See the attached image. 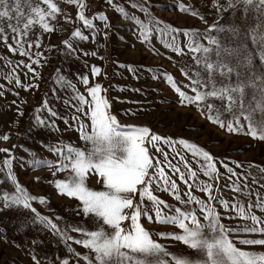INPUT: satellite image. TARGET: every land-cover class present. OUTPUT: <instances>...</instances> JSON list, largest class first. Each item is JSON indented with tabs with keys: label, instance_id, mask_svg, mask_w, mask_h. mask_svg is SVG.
Wrapping results in <instances>:
<instances>
[{
	"label": "snow or ice",
	"instance_id": "6c2138e0",
	"mask_svg": "<svg viewBox=\"0 0 264 264\" xmlns=\"http://www.w3.org/2000/svg\"><path fill=\"white\" fill-rule=\"evenodd\" d=\"M67 2L78 9L75 20L89 31L85 34L77 27L65 38L60 35L65 31L63 25H60L58 39L64 46L62 51L65 55L83 52V55L87 56L89 52L81 49L80 43L90 39L94 41L101 33L107 39L108 33L103 29L110 27L109 18L103 12L89 18L85 14L88 5L84 0ZM107 3L119 14L128 16L120 4H113V0H107ZM242 3L246 6V13L250 10L257 13L255 16L246 15L243 18L245 30L230 27L225 32L224 27L218 23L221 18L218 16L208 29L196 33L199 39L190 36V27L182 30L178 26L173 27L156 20L143 4L133 3L132 7H139L149 21L156 20L157 25H164L158 28V34L165 40V47L183 59L180 71L183 76L189 78L192 95L181 90L171 74L164 73V79L178 94V103L195 104L200 109V115L207 116L208 120L219 124L229 133H244L253 139L264 141V0H242ZM238 6V0H229L226 7L235 10ZM214 7L218 12L225 9V6L220 4ZM179 10L192 12L193 16L200 15L186 3H181ZM60 16L68 21L73 19L63 12L55 0H0V41L9 52L29 58L31 62L20 61L27 70L24 75L27 77L31 73L32 79L37 81L36 84L21 83L19 75L12 76L9 72L5 74L4 79L10 84L14 82L24 90L39 87L41 73L34 65H41L42 35L33 33L35 38L31 40L27 37L33 25H38L42 33L57 31V25L51 21L58 23ZM200 18L204 19L203 16ZM130 19L140 26L137 38L141 42L147 41L155 52L156 47L145 30L143 21L136 16H131ZM5 20L6 26L3 23ZM94 21L104 23L100 25ZM250 21L255 22V28L248 27ZM213 29L216 35L212 34ZM249 31L260 33L259 39L253 35L252 42L256 45L254 49L250 48L247 42ZM221 33H224L223 37ZM33 47L37 49L34 53L36 59H32L33 53L30 50ZM53 49L59 50L58 45L49 44L47 51L52 52ZM96 54L94 50L91 52L92 56ZM0 59L3 57L0 56ZM7 63L11 64V60H7ZM115 63L137 75V70L131 63ZM90 72L97 76L101 73V68L92 65ZM60 79L63 80L64 77L61 76ZM79 80L85 86L90 99L82 94L75 84L67 81L76 101L72 105L75 111L71 117L58 112L49 105V101L44 100L42 108L48 116L40 115L41 108H37V114L29 117V120L33 121L29 124V129L40 127L60 131L57 120H61L66 128L74 127L79 133V139L84 142L81 147L63 145L62 142L47 144L58 159L47 162L45 166L58 171L70 169L74 173L71 180H55V188L59 194L74 198L77 201L76 215L88 218L94 222L95 227L88 229L67 224L61 228L51 218L42 215L33 202L46 203L45 197L30 195L20 184L13 171L12 150L8 148H0V152L8 154L3 161L4 168H0V172L4 173L0 185H5V188L0 189V212L12 211L15 214L14 219L30 215L33 226L39 223L66 244L67 241L74 240L75 244L88 249V254H82L67 245L69 253L79 258L76 264H264V251L242 247L264 246V238H249L250 234L264 236V216L253 211L259 209L264 213V196L251 189L247 183L248 176L252 177V184L264 180V167L255 165L262 174L258 179L251 172L241 174L225 164L229 176L224 187L248 196L249 200L245 206L236 199L230 201L218 198L214 193L222 191L217 183L220 172L210 151L188 139H173L171 136L157 134L147 126L137 127L133 123H121L117 116L112 114L109 99L101 95L102 91L106 92L107 89L102 88L99 82L90 85L88 75H80ZM2 88L3 85H0V89ZM4 95L5 92L0 90V97ZM13 95L18 96L19 93L15 92ZM16 103V100L12 101V104ZM64 103L68 104L69 101L65 100ZM16 112L18 117L25 115L19 105ZM125 114L134 115L130 110H125ZM221 116L225 118L221 119ZM18 133L23 134L19 128ZM9 139V135L0 134V140ZM161 145L167 146V150ZM177 145L191 153L192 158L197 160V168H193L188 157L176 150ZM16 147L23 145H13V148ZM33 163L39 166L45 162L36 160ZM233 163L240 167L238 161ZM251 167L253 165L250 164L249 168ZM166 168L169 171H166ZM201 171L207 179L200 178ZM55 174L53 171V176ZM240 175L245 176V182L239 181ZM173 176H177L186 186L187 191L184 194L187 199L182 198L181 189ZM233 177H237V180H233ZM89 179H95L102 185L101 190L89 187ZM9 184L11 193L8 190ZM194 187L204 194V198L192 194ZM260 187L264 188V183H260ZM155 191L170 194L183 207L167 203L154 194ZM253 195L256 197L255 203L251 199ZM219 205L225 210L231 208L241 221L251 223L228 226L222 222V213L217 211ZM164 209L168 211L165 212ZM56 219L61 217L57 216ZM153 222L165 227L153 233L145 226ZM169 225L175 227L168 229ZM69 231L80 233L81 238L74 239L69 235ZM0 239L7 240L6 234H0ZM167 239L182 242L189 249L195 250L196 255L185 257L183 254L169 251L168 246L160 242ZM31 244L35 245L36 240L32 239ZM31 259L35 264H41L36 255H31ZM60 264H69V259H61Z\"/></svg>",
	"mask_w": 264,
	"mask_h": 264
},
{
	"label": "rangeland",
	"instance_id": "374dc122",
	"mask_svg": "<svg viewBox=\"0 0 264 264\" xmlns=\"http://www.w3.org/2000/svg\"><path fill=\"white\" fill-rule=\"evenodd\" d=\"M55 2L58 3V6L62 8L66 15L73 19L68 21L63 16H60L58 17V23L57 21H51V23L57 25V31L50 34L42 33L38 25L31 27L27 39H34L33 33L42 35V46L40 48L42 53L40 57L41 65H34L41 73L38 80V88L33 87L24 90L17 87L14 82L10 84L8 80L4 79L5 74L10 72L12 76L19 75L21 83H37L36 80L32 79L31 73L25 77L24 73L27 70L20 63L21 60L26 63L31 62L29 58L27 56L22 57L18 53L9 52L3 42L0 41V56L3 57V59H0V85H3L0 90L5 92V95L0 97V134H7L10 137L8 141L0 140V148L12 150L14 175L18 177L20 184L27 192L37 197H45L46 203L33 202L38 211L42 215L51 218L61 228L67 224L88 229L95 227L94 222L88 218L76 215L77 201L74 198L59 194L55 188V180H71L74 173L70 169L58 171L45 166L47 162L58 159L56 154L51 152L46 146L47 144H60L62 142L63 145L71 144L81 147L84 142L79 139V133L74 127L66 128L61 120H57L60 131H50L40 127L34 130L29 129V124L33 123L32 120H29V117L37 114V108H41L40 115L48 116V113L42 108L44 100L49 101V105L58 112L69 116V118L71 117L75 111L72 105L76 101L72 97L67 81L75 84L76 88L90 99V96L86 93L85 86L79 80L80 75H88L90 85L99 82L102 84V88L107 89L106 92L102 91L101 95L109 99L111 103L110 110L121 123L129 122L137 127L147 126L157 134L171 136L173 139H188L199 147L210 151L220 172V179L217 183L222 189L221 192L214 194L218 198L230 201L233 199L239 200L246 206L249 200L248 196L242 195L240 192H234L229 187H224L229 176L224 165L227 164L233 167L241 174L251 172L259 179L262 174L255 165L264 167V141L253 139L244 133H229L226 129L221 128L219 124L208 120L207 116L200 115V109L195 104L178 103V94L164 79V73L171 74L177 85L181 87V90L192 95L190 80L188 77L183 76L180 71L183 59L165 47V40L158 34V28L164 25H157L156 20L163 21L164 24H170L173 27L178 26L182 30L190 27V36L199 39L196 33L208 29L217 20L218 16L221 17L218 23L224 27L225 32L230 27H240L243 31L245 30L243 18L246 15L255 16L257 13L252 10L246 13V6L243 5L242 0H238L239 6L235 10L226 7L229 0H113V4H120L125 8L128 13V16L125 17L119 14L112 5H109L107 0H84L85 4L88 5L85 14L89 18L94 17L99 12H103L108 16L110 27L103 29L104 32L108 33L107 39L101 33L94 41L90 39L88 42H81L80 48L89 52L87 56H84L83 52H78L75 55H65L62 51L64 46L58 39L59 26L63 25L65 31L60 35L65 38L70 35L71 31H75L77 27H80L85 34L89 30L84 29L82 24L75 20L78 9L74 5L69 4L67 0H55ZM133 3L143 4L148 7L149 12L152 13L156 20L149 21L146 14L139 7H132ZM181 3L191 6L200 15L193 16L192 12H181L179 10ZM216 4L224 5L225 9L222 12H218L217 8L214 7ZM131 16H136L143 21L145 30L156 47L155 52L152 51V46L147 41L141 42L137 38L140 26L130 19ZM201 16L204 17L203 20L200 18ZM3 23L6 26L7 21L5 20ZM94 23L103 25L104 22L94 21ZM248 27L255 28V22L250 21ZM212 34L216 35L214 29ZM11 35L9 32V37ZM220 35L223 37L224 33ZM253 35L259 39L260 33L249 31L247 42L252 49L256 48V45L252 42ZM9 42H12L11 39H9ZM200 42L203 43V41ZM224 42L227 43L226 40ZM49 44L58 45L59 50L53 49L52 52H48L47 47ZM25 47L27 48V44H25ZM36 50L35 47L30 50L33 53L32 59H36L34 55ZM93 50L97 53L96 56L91 55ZM258 54L257 51V59ZM169 57L172 58L169 59ZM7 60H11V64H8ZM115 61L124 64L131 63L137 70L138 78L137 75L128 72L125 68L119 67ZM92 65L101 68L99 75L93 76L91 74L90 68ZM56 69H59V71H56ZM61 76L64 77L63 80L60 79ZM193 76H195L194 65ZM186 85L189 86L185 87ZM133 89H140V91H134ZM15 92H18L19 95H13ZM211 99L214 100L215 98ZM13 100H16L17 103L12 104ZM65 100H68L69 103L65 104ZM17 105L24 111V117H18L16 112ZM125 110H130L134 115L125 114ZM220 118L224 119L225 117L221 116ZM18 128L22 130L23 134L18 133ZM13 145H23V147L13 148ZM161 146L167 150V146ZM25 149H28V151H25ZM149 149L151 152L150 146ZM176 150L181 151L188 157L189 163L193 168H197V160L192 158L191 153L182 149L179 145L176 146ZM7 155L4 152H0V168H4L3 161ZM36 160H42L45 163L36 166L33 163ZM233 161H238L240 167H237ZM250 164L253 167L249 168ZM165 170L169 171L167 168ZM53 171L56 172L55 176H53ZM169 174L171 175L170 172ZM199 176L201 179H207L203 176L202 171L199 172ZM3 177L4 173L0 172V179ZM173 179H176L181 189L182 198L187 199L184 194L187 191L186 186L179 181L177 176H173ZM232 179L237 180V177ZM239 181L241 183L245 182V176L240 175ZM247 183L251 189L259 191L261 196H264V188L260 187V183H264V180H261L260 183L252 184V177L248 176ZM88 186L94 190H101L102 188V185L97 183L95 179H89ZM2 188H5V185H0V189ZM8 190L11 193L10 184L8 185ZM154 194L159 195L167 203L183 207L168 193L155 191ZM192 194L204 198V194L200 193L195 187L192 189ZM251 199L255 203V195ZM193 207L195 206L193 205ZM164 211L167 212L168 209H164ZM217 211L222 213V222L228 226L238 223H251L250 221H241L231 208L225 210L222 205H219L217 206ZM253 211L257 215L264 216V213H261L259 209H253ZM14 215L12 211L0 212V234H6L7 236V240L0 239V264H35L31 259V255H36L41 264H60V260L63 258H68L69 264H76L79 258L73 257L69 253L67 245H71L74 251H79L82 254L89 253L88 249L83 248L82 245L75 244L74 240L67 241L66 244L39 223L33 226L30 215L18 219H14ZM57 216L61 217V219L57 220ZM145 226L153 233L165 227L155 222ZM174 227L172 225L167 226L168 229ZM69 235L73 236L74 239L81 238L80 233L69 231ZM249 238H264V236L261 234H250ZM32 239L36 240L35 245L31 244ZM160 242L166 244L169 251L173 253L183 254L185 257H194L196 255L195 250L189 249L182 242L171 239L161 240ZM17 245L20 246L17 247ZM242 247L248 250L264 251V246ZM81 264H86V262H81Z\"/></svg>",
	"mask_w": 264,
	"mask_h": 264
}]
</instances>
